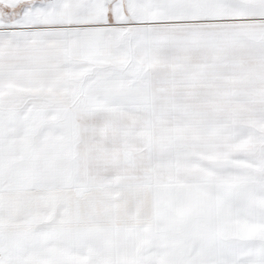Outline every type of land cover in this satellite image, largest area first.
I'll return each mask as SVG.
<instances>
[{
    "label": "snow or ice",
    "instance_id": "1",
    "mask_svg": "<svg viewBox=\"0 0 264 264\" xmlns=\"http://www.w3.org/2000/svg\"><path fill=\"white\" fill-rule=\"evenodd\" d=\"M0 264H264V0H0Z\"/></svg>",
    "mask_w": 264,
    "mask_h": 264
}]
</instances>
